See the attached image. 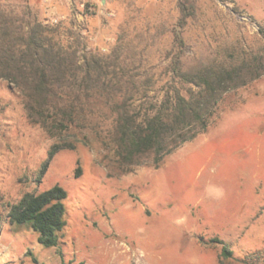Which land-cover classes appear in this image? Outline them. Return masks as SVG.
<instances>
[{"label": "rangeland", "instance_id": "374dc122", "mask_svg": "<svg viewBox=\"0 0 264 264\" xmlns=\"http://www.w3.org/2000/svg\"><path fill=\"white\" fill-rule=\"evenodd\" d=\"M27 6L76 49L78 64L116 50L164 68L175 33L186 66L236 44L264 54V0H0L12 16ZM62 141L74 147L54 153L39 176ZM56 184L67 192L65 226L46 248L8 212ZM214 238L236 258L261 251L264 264V75L225 94L206 130L157 167L113 176L72 131L50 137L31 124L22 95L0 79V264H219Z\"/></svg>", "mask_w": 264, "mask_h": 264}, {"label": "trees", "instance_id": "16d2710c", "mask_svg": "<svg viewBox=\"0 0 264 264\" xmlns=\"http://www.w3.org/2000/svg\"><path fill=\"white\" fill-rule=\"evenodd\" d=\"M55 31L28 6L14 16L0 11V79L13 84L23 97L28 121L48 136L72 131L78 141L94 145L109 176L129 173L146 162L157 167L206 130L225 94L264 75L261 50L239 44L211 51L196 65L186 66L178 33L172 39L177 50L167 54L164 68L143 65L140 58H121L116 50L106 56L85 54L78 64L76 49L55 41ZM73 147L68 141L51 146L39 176L54 153ZM66 198V190L57 184L25 193L9 206L8 217L31 228L43 247H55L65 226ZM210 241L221 245L219 264L262 260L261 251L236 258L223 241Z\"/></svg>", "mask_w": 264, "mask_h": 264}]
</instances>
